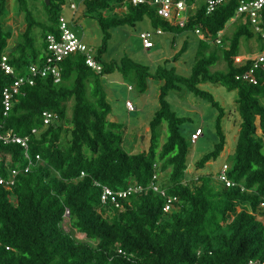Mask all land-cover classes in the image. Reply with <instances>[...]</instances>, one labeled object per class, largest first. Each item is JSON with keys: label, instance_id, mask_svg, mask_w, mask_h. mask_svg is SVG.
<instances>
[{"label": "trees", "instance_id": "1", "mask_svg": "<svg viewBox=\"0 0 264 264\" xmlns=\"http://www.w3.org/2000/svg\"><path fill=\"white\" fill-rule=\"evenodd\" d=\"M15 1L25 20V28L16 36L6 24L9 0H0V58L6 53L15 68V75H7L0 67V127L29 137L28 153L34 163L25 172L24 148L0 142V174L7 176L9 168L20 169L13 186L0 185V264H246L252 258L264 260V223L255 213L264 201V79L255 84L237 80L236 74L250 61L238 66L234 60L240 55L243 37L249 39L256 33L259 51H264V38L246 14H237L241 0H226L211 13H206L202 1L186 0L197 8L184 27L163 19L147 3L83 0L86 15L95 18L103 31L102 43L95 51L101 70L89 67L81 53L70 55L62 62L60 82L48 76L37 77L33 85L23 84L13 107L4 114V88L15 76L26 75L30 64L44 59L46 36L56 32L64 4V0H41L46 18L41 21L29 0ZM121 6L125 14L117 16L115 9ZM145 17L154 29L195 32L199 28L204 33L205 38H198L199 50L189 76L177 74L174 66H158L156 74H151L147 65L128 55L119 61L103 59L112 28L134 25ZM231 19L237 23L232 35L224 38L229 42L222 49L226 69L213 71L218 52L205 49L216 43L219 32L224 35ZM260 25L264 32V10ZM186 50L184 42L174 58ZM114 72L140 93L148 90L150 78L162 81L145 150H127L124 124L109 118L111 104L103 77ZM207 82L238 93L241 122L227 171L235 185L227 187L221 182V189L204 173L195 181H183L189 142L181 126L191 118L178 116L167 99L170 91L185 86L217 109V142L196 162L202 169L220 156L226 143L221 125L225 109L211 92L200 87ZM46 110L55 114L49 124L42 120ZM164 122L167 137L159 149ZM166 171L168 182L163 183L160 173ZM155 173L161 187L178 198L170 213L163 212L164 198L153 190L132 195L123 210L101 204V186L96 182L123 190L135 183L148 185ZM66 209L71 227L84 238L63 228Z\"/></svg>", "mask_w": 264, "mask_h": 264}, {"label": "rangeland", "instance_id": "2", "mask_svg": "<svg viewBox=\"0 0 264 264\" xmlns=\"http://www.w3.org/2000/svg\"><path fill=\"white\" fill-rule=\"evenodd\" d=\"M28 2L36 19L41 21L46 20L45 9L41 0L36 2L29 0ZM72 3L76 6L74 11L70 9ZM17 5L15 0H9L10 13L6 21V24L12 27L15 36L25 28L24 13ZM125 10L124 6L117 7L115 13L117 16H123ZM61 14L68 19L73 18L74 30L96 51L102 43L103 31L95 18L86 15L83 0H64ZM236 23L237 21L233 19L229 20L223 30L222 43H210L209 47L205 49V52H212L213 50L218 52L219 59L211 67L213 71L226 69L227 64L223 58L222 49L226 48L229 42L224 38L232 35ZM142 30L154 31V27L147 17L142 21L136 22L134 25H123L112 28V35L108 41V50L103 55V59L107 62L112 59L119 61L122 56L128 55L133 60L147 65L150 73L154 75L158 66L167 68L174 66L177 74L190 75L199 50L200 41L197 33L193 30L179 31L178 29L163 31L161 34L154 33L152 37L154 45L147 49L143 47L139 37V33ZM253 34L252 38L246 39L243 37L241 39L239 47L240 55L237 56L239 60L241 59L240 57L250 58L259 52L260 41L258 35L256 33ZM184 42L187 44V50L175 59L174 55ZM161 84L162 81L150 78L148 90L145 93H140L133 84L125 81L118 72L103 77V85L107 92L108 101L111 104L109 118L124 124V146L131 152H139L147 149L149 146V122L159 107L158 96ZM129 85L133 87L132 90H128ZM200 87L211 92L225 109L221 125L226 137V143L216 160L210 161L204 168L198 169L196 166L198 159L211 151L217 142L215 123L218 111L210 102L189 92L185 86H182L178 90L170 91L167 99L177 115L191 118L181 126V132L189 142L188 166L183 181H195L200 174L204 173L210 176L211 184L216 189H221L222 183L218 179L219 171L224 163L231 164V157L235 151L239 134L241 117L236 105L238 93L237 90H229L222 84L211 82L202 83ZM126 101H130L136 109L129 111ZM71 104L70 102L68 105V118L72 114ZM198 128H201L202 134L196 142H191V134ZM160 131L159 149L167 137V125L165 122L161 125ZM258 133H260L259 129ZM160 179L163 183H167L168 171L161 172ZM63 228L78 238L85 237V235L79 234L71 227L68 217L63 222Z\"/></svg>", "mask_w": 264, "mask_h": 264}, {"label": "built area", "instance_id": "3", "mask_svg": "<svg viewBox=\"0 0 264 264\" xmlns=\"http://www.w3.org/2000/svg\"><path fill=\"white\" fill-rule=\"evenodd\" d=\"M132 4H144L147 3L153 6L157 14L163 19L168 20L171 24L184 27L189 16L197 8L196 3L188 4L186 0H129ZM205 4L206 13L213 12L218 6L223 4L226 0H200ZM76 8L75 4L70 5V9L74 11ZM264 10V0H241L237 14H246L255 29L256 32H261L264 38V32L260 22L262 20V11ZM74 20L66 18L60 14L56 32L48 33L46 36V53L41 63H34L28 66L26 75L15 76L12 83L6 86L3 90V106L4 114H7L13 107L14 100L17 94L21 93V87L23 84L28 83L33 85L37 77H48L51 76L55 82H60L62 78V62L70 55L81 53L85 56V62L89 67L99 72L101 65L95 58V51L84 41L83 37L80 36L75 30ZM163 29L157 28L154 31L142 30L139 33L142 45L144 48L153 47L152 41L153 34L163 33ZM195 33L199 38H205L204 33L199 29H195ZM221 34L217 36L215 42L221 44ZM234 58L235 63L238 66L246 65L247 61H250L247 68L242 72L236 74V79L248 82L257 83L259 78L264 79V51H259L253 57H240ZM0 67L7 75H15V68L8 61L6 53L2 54L0 58ZM128 90H132V86H128ZM126 106L129 111H134L136 108L130 101H126ZM55 119V114L52 111L46 110L42 113V120L44 124H49ZM35 132V129H33ZM202 134L201 128H198L191 134V142H196L199 136ZM0 142L4 144H19L24 148L25 158L27 164L24 167V171H28L33 165L34 160L28 153V136H20L15 133L12 129H2L0 127ZM36 159L39 160L40 156L36 155ZM229 165L224 163L221 170L219 171L218 179L227 187L234 186L233 182L228 174ZM20 172V169L9 168L8 175L3 176L0 174V185L5 187H11L15 184L16 176ZM82 175L84 173L82 172ZM159 175L155 173L152 180L148 185L143 184H131L123 190H113L108 186L101 185L96 182V185L101 186L100 201L103 206L110 205L111 207L123 210L125 209V203L132 195H140L147 193L149 190L160 194L164 198L163 212L170 213L176 206L178 198L175 195L168 194L166 190L161 187L159 183ZM130 204V203H129ZM260 220L264 223V201H261L257 211L255 212ZM69 217V210L65 211V218ZM246 264H264V260L258 258L249 259Z\"/></svg>", "mask_w": 264, "mask_h": 264}, {"label": "water", "instance_id": "4", "mask_svg": "<svg viewBox=\"0 0 264 264\" xmlns=\"http://www.w3.org/2000/svg\"><path fill=\"white\" fill-rule=\"evenodd\" d=\"M47 1V3L49 2V0H46Z\"/></svg>", "mask_w": 264, "mask_h": 264}]
</instances>
